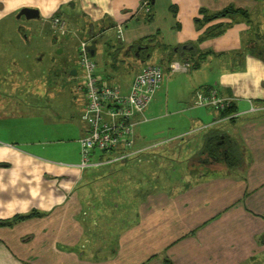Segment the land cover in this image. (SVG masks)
Wrapping results in <instances>:
<instances>
[{
  "label": "crops",
  "instance_id": "1",
  "mask_svg": "<svg viewBox=\"0 0 264 264\" xmlns=\"http://www.w3.org/2000/svg\"><path fill=\"white\" fill-rule=\"evenodd\" d=\"M262 1L150 0L145 12L144 0H0L2 29L22 7L36 8L41 26L50 30V18L66 19L67 32L53 35H72L64 43H73L67 50L76 58L69 65L68 55L61 79L83 82L77 48L88 37L100 81L122 92L145 63L161 65L164 73L145 119L134 116L139 121L131 149H151L139 162L108 164L116 173L97 177L105 187H87L83 170L69 167L78 158L67 164L52 157V145L71 155L66 127H54L35 110L18 111L12 96L5 98L0 220L39 215L0 226V264H264V59L257 54L264 47ZM75 4L81 22L64 11ZM225 9L239 11L210 18ZM219 29L224 31L214 36ZM173 60H187L189 70L169 73ZM44 76L46 91L49 73ZM211 88L232 99L229 112L194 106V92ZM72 98L65 106L77 117L80 138L86 99L77 90ZM20 117H32L39 131H47L26 133ZM214 137L221 159L204 150ZM134 169L140 171L128 172ZM114 179L123 181L120 187Z\"/></svg>",
  "mask_w": 264,
  "mask_h": 264
},
{
  "label": "rangeland",
  "instance_id": "2",
  "mask_svg": "<svg viewBox=\"0 0 264 264\" xmlns=\"http://www.w3.org/2000/svg\"><path fill=\"white\" fill-rule=\"evenodd\" d=\"M263 4L264 0L262 1V5ZM64 11L65 13L71 11V20L77 19V22H81L79 18L81 15L80 8L77 4H75V7L71 8L65 5ZM17 13L11 16V26L6 25L5 29H2L3 23L0 25V105L5 102L7 96H12L10 98L17 104L18 111L27 112L29 110H35L37 113H40L41 116L47 118L45 121H52L54 127H66L65 136L66 139L69 140V143L64 146L72 150L71 155L66 156L61 154L60 147L56 149V145H52V153L54 154L52 157L61 159V161L67 164L73 162L75 158H78L76 164H79L81 160L78 142L79 138H75V127H78V124L73 121V119L76 120L77 117L71 114L70 110L66 108L68 101H72V96L74 92H76L75 86L77 82L74 81L73 77H69L68 75L61 79V67H63V65L65 66L68 55L70 56V60L68 61L69 65H72L76 58L74 52L72 56L67 50L70 46H74L73 43L68 46H65L64 43L66 40L72 41L73 37L72 35H68L66 38L60 37L59 35L56 37L53 33L61 34L58 30V26L54 27V25L49 22L51 30L47 27L43 28L39 18H26L24 15L18 17ZM249 19L254 29L257 23L256 21L254 22L253 16L249 17ZM65 26L67 28L66 22ZM27 54L29 59H24L23 57ZM102 68L104 69L103 65L100 66V69ZM55 70L57 74L54 76L53 73ZM101 72H103V70ZM48 73L50 82L46 87V91H43L45 83L44 75ZM97 75L101 77L100 74L97 73ZM102 78L105 79L104 76H102ZM2 108L1 106L0 110H2ZM3 111H8L6 106L3 108ZM53 115H57L58 117H54ZM31 118L32 117H20L16 118V120L28 124L29 130L26 125L24 129L26 133L30 131L31 133L29 134H40L47 131H39L37 129L38 124H36L35 121L29 120ZM61 119L66 120V122H62ZM83 124L86 123L83 122ZM41 127L47 128L44 124H41ZM29 134H27L25 138H29ZM51 135L54 136L55 133ZM98 158L97 155L94 157L92 156L91 159ZM111 167L105 165L99 168L92 167L83 170L84 177L89 180V182H87V187H105L103 181L98 180L97 177L102 174L116 173ZM150 168H154V166H149V169ZM139 171V169H134L128 172L138 173ZM122 183L123 181L120 179L113 180V185H115L116 188L120 187ZM99 247L101 246L99 245ZM97 252L99 256L105 254L100 253V249Z\"/></svg>",
  "mask_w": 264,
  "mask_h": 264
},
{
  "label": "built area",
  "instance_id": "3",
  "mask_svg": "<svg viewBox=\"0 0 264 264\" xmlns=\"http://www.w3.org/2000/svg\"><path fill=\"white\" fill-rule=\"evenodd\" d=\"M65 22L63 16L54 17L53 24L59 27L61 34L67 32ZM122 28L121 23H116V37L119 40H123ZM89 45V41L84 39L79 41L77 48L78 64L83 76V82L77 86V90L84 92L86 97L80 117L87 124L86 134L78 139L81 160L77 166L81 169L114 164L123 157L134 154L130 150L133 144V127L139 121L134 120V116L143 115L144 109L161 86L164 75L158 64L145 63L135 74L128 91L122 92L117 86L100 81ZM189 65L187 60H173L170 70H186ZM193 104L225 109L232 106V99L219 96L211 88L207 93L197 90ZM234 116L235 114H230L227 118ZM95 150L101 152V158L91 161Z\"/></svg>",
  "mask_w": 264,
  "mask_h": 264
},
{
  "label": "trees",
  "instance_id": "4",
  "mask_svg": "<svg viewBox=\"0 0 264 264\" xmlns=\"http://www.w3.org/2000/svg\"><path fill=\"white\" fill-rule=\"evenodd\" d=\"M237 11H239V10L225 9V10L221 11L220 13H218L215 16H212L210 18L219 17L220 15H223L226 13H237ZM241 12L243 14H246V12H244L242 10H241ZM223 31H224V29H219L218 31L214 32L213 35L214 36L219 35ZM254 54H256V53L254 52ZM257 54L259 55V57L264 59V47H259ZM230 110H231V107H227L224 110H222L221 113L225 114V113L229 112ZM218 141H220L219 137H214L213 139L207 141V143L205 144L204 150H208L209 156H212V155L214 156L215 153H217L218 159H221V158H223V150H222L221 146L218 144ZM38 215H39V213L36 211H31V212L26 213L24 215H16L11 219L9 218V219H5V220H0V226H13L18 221H21V220H24V219H27V218L33 217V216H38Z\"/></svg>",
  "mask_w": 264,
  "mask_h": 264
},
{
  "label": "bare ground",
  "instance_id": "5",
  "mask_svg": "<svg viewBox=\"0 0 264 264\" xmlns=\"http://www.w3.org/2000/svg\"><path fill=\"white\" fill-rule=\"evenodd\" d=\"M142 7L144 8V9H143L144 11L149 12V10H150V0H144ZM53 20H54L53 17L50 18V19H49L50 23L53 24ZM53 25H54V24H53ZM54 27H55V26H54ZM65 27H66V26H65ZM114 31H115V34H116V24H114ZM122 38L124 39L123 28H122ZM87 40H88L89 42L91 41V40L89 39V37L87 38ZM170 64H171V62L169 61V62L167 63V70H168L169 73L184 72V71L189 70V67H188L186 70H182V71H171V70H170ZM158 65H159V64H158ZM159 66L163 69V67H162L161 65H159ZM78 85H79V84H78ZM78 85H76V90H77V86H78ZM196 91H197V90H196ZM196 91L194 92V97H195ZM77 92H80V93H82V94L84 95V92H82V91H78V90H77ZM84 96H85V95H84ZM152 98H153V97H152ZM85 99H86V97H85ZM151 100H152V99H151ZM150 102H151V101H150ZM85 104H86V102H85ZM84 106H85V105H84ZM212 108H215V109L220 110V111L224 110V109H222V108H217V107H212ZM83 109H84V107H83ZM82 111H83V110H82ZM82 111H81V113H82ZM234 114H235V113H234ZM235 115H236V114H235ZM80 116H81V114H80ZM80 118H81V117H80ZM218 121H219V120H218ZM149 149H151V148H149ZM149 149H143V150L133 151V150L130 148L131 152H134V154L129 155V156H126V157H123V158L120 159V160H122V161H124V162H126V161H128V160H134V161L139 162V161L142 160L143 152H145L146 150H149ZM121 150H122V149H119V151H121ZM96 151H97V150H95V151L93 152L92 156L94 157V156H97V155H98V157H99L98 159H100L102 154H101V152H99V153L96 154ZM92 156H91V158H92ZM95 160H96V159H91V161H95ZM77 165H78V164H76V165H72V164H70L69 167H77V168L80 169V170H86V169H89V168H92V167H96V168L103 167V166L108 165V164H100V165H97V166H90V167H86V168H83V169L79 168Z\"/></svg>",
  "mask_w": 264,
  "mask_h": 264
},
{
  "label": "water",
  "instance_id": "6",
  "mask_svg": "<svg viewBox=\"0 0 264 264\" xmlns=\"http://www.w3.org/2000/svg\"><path fill=\"white\" fill-rule=\"evenodd\" d=\"M21 15H24L26 18H38L39 11L36 8H32V7H22L17 13L18 17H20ZM70 73L74 74L75 72H70Z\"/></svg>",
  "mask_w": 264,
  "mask_h": 264
}]
</instances>
